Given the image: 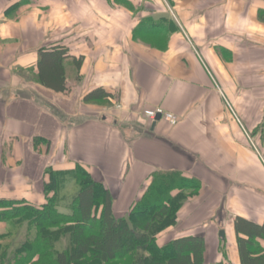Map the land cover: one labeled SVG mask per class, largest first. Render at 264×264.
I'll return each mask as SVG.
<instances>
[{"label": "crops", "instance_id": "obj_1", "mask_svg": "<svg viewBox=\"0 0 264 264\" xmlns=\"http://www.w3.org/2000/svg\"><path fill=\"white\" fill-rule=\"evenodd\" d=\"M0 22V199L39 206L46 170L81 164L124 217L155 172H181L203 188L159 245L202 236L207 264H241L235 221L264 223V0H0ZM57 46L68 94L35 78ZM96 89L112 99L85 103Z\"/></svg>", "mask_w": 264, "mask_h": 264}, {"label": "trees", "instance_id": "obj_2", "mask_svg": "<svg viewBox=\"0 0 264 264\" xmlns=\"http://www.w3.org/2000/svg\"><path fill=\"white\" fill-rule=\"evenodd\" d=\"M18 9L12 7L6 17H13ZM39 55L35 77L39 84L55 93L68 94L69 50L64 46L44 48ZM82 64L83 59H75L77 69ZM111 99L110 93L96 89L84 97V102ZM34 143L36 149L41 144L48 150L51 147L43 138H35ZM45 176L46 199L41 205L0 199V225L28 223L36 230L35 238L28 239L16 251L14 264H207V245L202 236L174 239L163 246L158 242L163 232L178 226L183 206L200 195L203 186L199 180L181 172L157 171L129 214L117 217L111 192L81 164L73 170L49 167ZM69 177L76 181L79 191L67 214L60 211L59 202ZM235 230L241 264H264V223L238 218ZM65 237L70 240L69 246L56 250L55 246ZM6 256L4 253L1 257Z\"/></svg>", "mask_w": 264, "mask_h": 264}, {"label": "rangeland", "instance_id": "obj_3", "mask_svg": "<svg viewBox=\"0 0 264 264\" xmlns=\"http://www.w3.org/2000/svg\"><path fill=\"white\" fill-rule=\"evenodd\" d=\"M232 111V110H231ZM232 113H234L232 111ZM237 118V117H236ZM79 187L76 181L69 177L66 181L65 187L60 192L59 209L62 213H68V208L73 199L78 194ZM36 230L30 227L28 223H14L10 222L0 227V264L1 258L4 264H14L16 251L21 248L28 239H34ZM70 240L68 237L63 238L56 246V250L63 251L69 246ZM6 253V258L1 257Z\"/></svg>", "mask_w": 264, "mask_h": 264}, {"label": "built area", "instance_id": "obj_4", "mask_svg": "<svg viewBox=\"0 0 264 264\" xmlns=\"http://www.w3.org/2000/svg\"><path fill=\"white\" fill-rule=\"evenodd\" d=\"M159 114L172 126H176L179 123V118L176 115L165 113L162 110H147L144 113L145 117L152 121H154Z\"/></svg>", "mask_w": 264, "mask_h": 264}, {"label": "water", "instance_id": "obj_5", "mask_svg": "<svg viewBox=\"0 0 264 264\" xmlns=\"http://www.w3.org/2000/svg\"><path fill=\"white\" fill-rule=\"evenodd\" d=\"M161 119H162V116L159 114V115L156 117V119H155V122H154V124H153V129L155 128L156 123H157L158 121H160ZM221 236H222V237L224 236V232H221Z\"/></svg>", "mask_w": 264, "mask_h": 264}]
</instances>
